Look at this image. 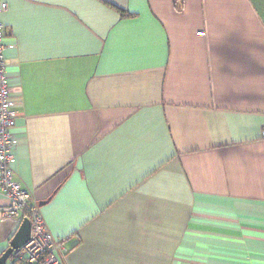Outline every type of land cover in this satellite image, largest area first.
Masks as SVG:
<instances>
[{
    "label": "crops",
    "instance_id": "0c3cea01",
    "mask_svg": "<svg viewBox=\"0 0 264 264\" xmlns=\"http://www.w3.org/2000/svg\"><path fill=\"white\" fill-rule=\"evenodd\" d=\"M0 1L11 167L65 264H264V0Z\"/></svg>",
    "mask_w": 264,
    "mask_h": 264
},
{
    "label": "built area",
    "instance_id": "2783aa9c",
    "mask_svg": "<svg viewBox=\"0 0 264 264\" xmlns=\"http://www.w3.org/2000/svg\"><path fill=\"white\" fill-rule=\"evenodd\" d=\"M6 10V4L0 1V17ZM5 36L6 27L0 20V196L9 202L8 206L0 209V214L2 218L15 219L20 224L27 219L31 229L28 242L12 251L8 264H65L66 239L52 236L38 207L29 205L30 192L16 181L11 167L14 148L12 130L19 113L9 101L3 44ZM261 139L264 140V128Z\"/></svg>",
    "mask_w": 264,
    "mask_h": 264
},
{
    "label": "water",
    "instance_id": "95a60500",
    "mask_svg": "<svg viewBox=\"0 0 264 264\" xmlns=\"http://www.w3.org/2000/svg\"><path fill=\"white\" fill-rule=\"evenodd\" d=\"M30 225L27 219H23L16 233L10 240L8 249L0 256V264H8L11 252L24 246L30 237Z\"/></svg>",
    "mask_w": 264,
    "mask_h": 264
},
{
    "label": "rangeland",
    "instance_id": "374dc122",
    "mask_svg": "<svg viewBox=\"0 0 264 264\" xmlns=\"http://www.w3.org/2000/svg\"><path fill=\"white\" fill-rule=\"evenodd\" d=\"M21 185V184H20ZM0 217H1V214H0ZM20 226V225H19ZM30 234H31V231H30ZM12 253V252H11Z\"/></svg>",
    "mask_w": 264,
    "mask_h": 264
},
{
    "label": "trees",
    "instance_id": "16d2710c",
    "mask_svg": "<svg viewBox=\"0 0 264 264\" xmlns=\"http://www.w3.org/2000/svg\"><path fill=\"white\" fill-rule=\"evenodd\" d=\"M30 202V201H29Z\"/></svg>",
    "mask_w": 264,
    "mask_h": 264
}]
</instances>
